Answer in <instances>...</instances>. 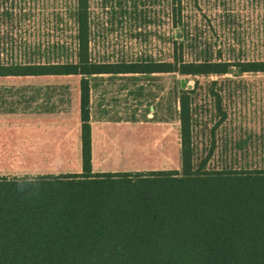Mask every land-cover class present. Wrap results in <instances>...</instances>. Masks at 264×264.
<instances>
[{
  "label": "trees",
  "instance_id": "16d2710c",
  "mask_svg": "<svg viewBox=\"0 0 264 264\" xmlns=\"http://www.w3.org/2000/svg\"><path fill=\"white\" fill-rule=\"evenodd\" d=\"M166 1L180 28L182 0ZM89 7L70 3L76 49L62 59L0 62V75H81L82 119L81 172L0 175V264H264V167L210 169L211 153L196 156L194 87L179 93L181 170L94 172L90 122L92 74L264 72V59H214L210 47L185 45L184 29L173 60H97Z\"/></svg>",
  "mask_w": 264,
  "mask_h": 264
},
{
  "label": "rangeland",
  "instance_id": "374dc122",
  "mask_svg": "<svg viewBox=\"0 0 264 264\" xmlns=\"http://www.w3.org/2000/svg\"><path fill=\"white\" fill-rule=\"evenodd\" d=\"M72 2L0 0V62L48 61L57 52L62 59L65 49H76ZM89 6L90 48L97 60H173L175 33L184 29L185 45L192 40L210 47L214 59H264V0H182L180 28L173 25L166 0H89ZM177 39H182L181 33ZM193 55L187 52L185 58ZM130 77L143 90V102L130 108L133 139H95L94 172L181 170V139L172 156L164 99L172 89L179 94L193 87L196 156L211 153L210 169L264 167V72L233 67L221 75L169 72ZM141 94L138 91V100ZM80 142L72 139L73 173H79L76 167L82 162V156L75 157Z\"/></svg>",
  "mask_w": 264,
  "mask_h": 264
},
{
  "label": "crops",
  "instance_id": "0c3cea01",
  "mask_svg": "<svg viewBox=\"0 0 264 264\" xmlns=\"http://www.w3.org/2000/svg\"><path fill=\"white\" fill-rule=\"evenodd\" d=\"M130 74L90 75L93 160L95 139H133L128 129L130 108L143 102V90L137 89ZM80 84L79 74L0 75V175L72 172V139H82ZM164 100L163 121L168 124L167 139L174 143L170 150L174 156L181 139L179 94L172 89ZM76 156L81 160V142ZM76 168L80 172L82 162Z\"/></svg>",
  "mask_w": 264,
  "mask_h": 264
}]
</instances>
